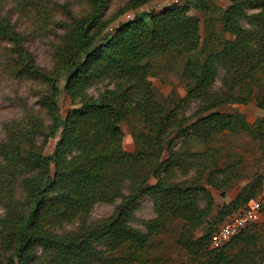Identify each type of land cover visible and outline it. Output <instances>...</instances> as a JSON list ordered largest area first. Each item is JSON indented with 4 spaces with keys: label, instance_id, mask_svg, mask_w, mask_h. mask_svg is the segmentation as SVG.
Masks as SVG:
<instances>
[{
    "label": "trees",
    "instance_id": "obj_1",
    "mask_svg": "<svg viewBox=\"0 0 264 264\" xmlns=\"http://www.w3.org/2000/svg\"><path fill=\"white\" fill-rule=\"evenodd\" d=\"M85 1L88 9L80 14L63 6L67 20L54 49L52 71L36 63L22 32L0 10V48L6 43L4 48L13 54L11 74L39 79L44 86L39 102L48 118L28 112L5 126L0 141V264H152L146 250L166 219L180 218L187 232L194 233L210 211L213 199L205 184L219 187L216 176L221 171L217 149L210 143L214 136L236 122L250 132L264 123V116L256 120L258 125L249 124L218 108L254 101L264 109V0H240L223 10V32L228 35L217 49L205 51L202 46L203 58L189 57L200 29L187 11L206 9V0H182L183 5L149 16L137 14L103 36L109 23L103 13L107 0ZM145 1L128 0L126 6ZM17 4L21 13L35 15L40 23L53 16L54 8L44 0ZM249 6L256 9L248 12ZM173 51L187 56L182 73L186 93L160 99L147 83L150 58ZM62 75L70 99L84 102L70 109L65 120L57 105ZM100 80L109 86L90 95L88 87ZM122 121L130 125L132 151L124 147ZM60 125L54 150L47 154L46 143ZM260 185L261 176L248 185L246 202ZM144 196L152 200L156 217L144 222L143 230L131 221ZM241 198L238 193L223 204V215L235 211ZM201 199L206 206L199 205ZM97 202L114 203L115 208L93 221L90 213ZM244 234L210 251L215 256L204 264H213L218 253ZM189 242L198 250L208 248L210 236L203 233ZM259 261L257 252L244 249L225 264Z\"/></svg>",
    "mask_w": 264,
    "mask_h": 264
},
{
    "label": "rangeland",
    "instance_id": "obj_2",
    "mask_svg": "<svg viewBox=\"0 0 264 264\" xmlns=\"http://www.w3.org/2000/svg\"><path fill=\"white\" fill-rule=\"evenodd\" d=\"M128 0H107L103 11L105 19L109 20L108 25L103 29L102 36L111 34L124 22L133 19L137 14L158 13L165 8L183 5L182 0H147L144 3L129 8L126 6ZM240 0H206L205 8H190L187 15L199 26V36L196 39L195 50L189 57L203 58L201 50L208 51L211 48L220 47L227 33L223 32V22L221 16L223 10L233 4H238ZM46 4L55 10L46 24L35 19V15L21 13L17 0H0V10L11 21L12 26L22 32L24 36V46L34 55L36 63L47 71L54 68V49L63 33V22L67 20L63 6L74 14H80L88 9L85 0H44ZM256 8L249 6L246 11L252 12ZM57 21V22H56ZM246 24V20H241ZM6 43L0 48V141L5 138V126L9 123L20 121L25 114L32 112L42 119L48 121L44 108L39 102L40 92L43 84L37 77L26 78L11 74L10 59L11 54L6 47ZM187 56H179L175 51L170 53L157 54L150 58L153 65L152 72L147 78V83L155 90L160 99H176L183 97L186 93V79L182 74ZM216 77V85L220 83V77ZM37 78V79H36ZM105 86H109L107 80H100L88 87V93L97 96ZM65 78L62 75L58 88L57 105L62 120H65L67 112L74 107L84 106V102L77 100L73 102L65 91ZM197 90L200 86H195ZM196 102L192 103L194 109ZM221 112L235 114L239 119H243L249 124L257 123L258 118L264 116V109L257 106L254 101L245 104H226L218 107ZM189 113V112H188ZM258 122L256 125H258ZM62 125L58 126L54 135L48 139L45 152L51 154L60 136ZM120 127L124 133V147L132 151L134 149L133 138L130 133L128 121L120 122ZM264 123L258 128L248 131L239 122L232 128H226L223 132L214 136L211 146L217 149L216 164L219 172L216 176L218 186H209L213 203L210 211L205 215V221L194 233L187 232L184 221L180 218H168L161 228L153 235L146 250V257L152 264H204L212 255L217 252L211 245L203 246L200 250L197 247L189 246L190 240L196 239L203 233L209 236L221 224V222L231 213L224 216L227 210L220 209L223 204L234 199L238 193H242L241 200H238L236 210L244 207L246 197L249 193L248 185L252 184L261 176L264 162ZM202 148V145H199ZM228 165L229 169L224 170ZM231 166V167H230ZM233 167V168H232ZM232 168V169H231ZM179 179H183L179 172ZM193 171L188 174L192 177ZM223 180V182H222ZM245 187V188H244ZM244 188V191H241ZM19 190L17 195H19ZM119 199L115 202L118 203ZM134 210L132 225L144 230L143 223L154 219L153 202L148 196L140 198ZM199 205L206 206L205 200H200ZM115 208V204L97 202L90 213V219L95 221L109 216ZM235 210V211H236ZM4 210L0 207V217ZM243 237L234 240L224 251L218 253L220 258H216L213 264H225L232 259L240 250L257 252L260 256V264H264V209L260 219L253 224ZM213 256V257H214ZM227 257V259L221 258ZM1 259V258H0Z\"/></svg>",
    "mask_w": 264,
    "mask_h": 264
},
{
    "label": "built area",
    "instance_id": "obj_3",
    "mask_svg": "<svg viewBox=\"0 0 264 264\" xmlns=\"http://www.w3.org/2000/svg\"><path fill=\"white\" fill-rule=\"evenodd\" d=\"M264 209V162L261 185L255 197L248 199L244 207L229 214L210 236L213 249H220L236 235L247 231L260 219Z\"/></svg>",
    "mask_w": 264,
    "mask_h": 264
}]
</instances>
